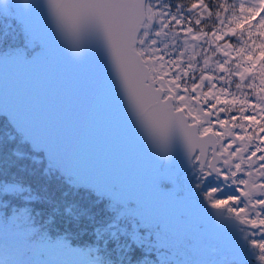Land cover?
<instances>
[{
    "label": "snow or ice",
    "instance_id": "obj_1",
    "mask_svg": "<svg viewBox=\"0 0 264 264\" xmlns=\"http://www.w3.org/2000/svg\"><path fill=\"white\" fill-rule=\"evenodd\" d=\"M198 7L0 0V264H264V0Z\"/></svg>",
    "mask_w": 264,
    "mask_h": 264
},
{
    "label": "trees",
    "instance_id": "obj_2",
    "mask_svg": "<svg viewBox=\"0 0 264 264\" xmlns=\"http://www.w3.org/2000/svg\"><path fill=\"white\" fill-rule=\"evenodd\" d=\"M173 3H181L183 5H185L184 3L189 2L190 4L196 3V4H207L210 11L212 12V17L211 19H208V13L207 12H203L202 9H200L198 7L197 11L200 12L202 14V16L204 17V21L202 22L201 27H204V29H210L215 26L217 24V20H216V13L219 11L220 12V16L221 18L224 20V24L221 25V27H224L225 30L231 28V27H236V31L239 33L241 31L245 32V36L244 39L248 40V36H247V28H248V23L246 21H239V24H237V22L232 21L231 20V13L232 11H235L237 16H240V9H239V4L240 3H244L245 8H248L250 6V4L252 3V0H172ZM227 4V5H236V7L234 9H229L228 11H224L223 9H219L216 7L217 4ZM264 14V13H261ZM253 17L252 18V24L255 25L256 22L259 20V15ZM194 19L197 18L195 15L193 17ZM195 27V26H194ZM234 47H239V44L237 43L236 39L233 38L230 41ZM261 41L259 39H257V43H260ZM249 43H251V41L249 40ZM259 54V49H256L255 52L253 53V55H257ZM234 66V65H233ZM259 68V66H258ZM256 71V70H255ZM257 80H259V74L257 75ZM247 82V81H245ZM235 114V113H234ZM248 113L246 112L245 115H247ZM223 116V114H222ZM259 119V118H257ZM25 180L29 183H31L32 187L37 190L40 191L41 194H46L51 196L53 199H55L57 202H79L82 206H88L91 203V198L88 197V195L83 192L80 191L77 194H73L71 191H69V194L67 197H64L62 195V193L67 189L66 185H62V183L57 180L55 177H53L51 180H48L46 177H43L40 175V172L37 171L35 175L33 176H28L25 175ZM47 187V193H43V189ZM37 208H45L46 210H50L48 209L47 205L44 204H36L35 205ZM102 205H98L96 207L92 208L93 212H102ZM66 217L63 216H58L57 217V227L60 229L61 232H63L65 230V228H67L69 231L71 232H77L78 229L75 226V224H66ZM86 224L85 222H82V226H84ZM91 239L90 236H82L79 239L73 240L72 244L73 247H77V246H81L84 244V242L89 241Z\"/></svg>",
    "mask_w": 264,
    "mask_h": 264
},
{
    "label": "rangeland",
    "instance_id": "obj_3",
    "mask_svg": "<svg viewBox=\"0 0 264 264\" xmlns=\"http://www.w3.org/2000/svg\"><path fill=\"white\" fill-rule=\"evenodd\" d=\"M185 5L184 6H186V7H189L191 4L189 3V2H186V3H184ZM231 28H235L236 29V27H231ZM237 30V29H236ZM205 31H211L210 29H205ZM227 39V38H226ZM222 43V42H221ZM233 45V44H232ZM234 47V46H233ZM233 55H235V54H233ZM258 66H259V63L257 64V66H256V68H258ZM256 69H253V71H255ZM258 81V80H257ZM231 97H229V99H230ZM222 100H223V98H222Z\"/></svg>",
    "mask_w": 264,
    "mask_h": 264
}]
</instances>
